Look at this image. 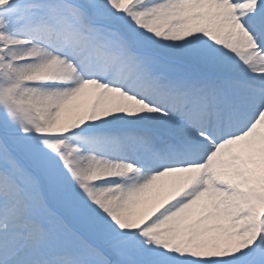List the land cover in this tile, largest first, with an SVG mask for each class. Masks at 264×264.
Listing matches in <instances>:
<instances>
[{
    "label": "snow or ice",
    "instance_id": "1",
    "mask_svg": "<svg viewBox=\"0 0 264 264\" xmlns=\"http://www.w3.org/2000/svg\"><path fill=\"white\" fill-rule=\"evenodd\" d=\"M0 264H264V0H0Z\"/></svg>",
    "mask_w": 264,
    "mask_h": 264
}]
</instances>
